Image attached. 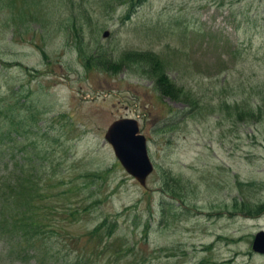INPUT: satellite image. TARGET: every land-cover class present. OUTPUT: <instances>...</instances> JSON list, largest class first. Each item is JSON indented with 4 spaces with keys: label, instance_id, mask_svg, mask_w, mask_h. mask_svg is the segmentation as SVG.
<instances>
[{
    "label": "rangeland",
    "instance_id": "374dc122",
    "mask_svg": "<svg viewBox=\"0 0 264 264\" xmlns=\"http://www.w3.org/2000/svg\"><path fill=\"white\" fill-rule=\"evenodd\" d=\"M129 51L155 53L200 107L162 96L143 73L152 57L126 61ZM263 94L264 0H0V106L13 104L19 127L64 158L60 187L36 204L37 241L67 261L264 264L251 250L264 230V211L253 212L264 203V123L234 108ZM125 116L149 141L145 186L104 139ZM107 219L112 236L87 233ZM5 246L0 264H22Z\"/></svg>",
    "mask_w": 264,
    "mask_h": 264
},
{
    "label": "trees",
    "instance_id": "16d2710c",
    "mask_svg": "<svg viewBox=\"0 0 264 264\" xmlns=\"http://www.w3.org/2000/svg\"><path fill=\"white\" fill-rule=\"evenodd\" d=\"M100 53L96 54L97 56L93 55L95 63L101 64L103 68L107 67L109 60L106 59L103 52ZM147 56L152 57L153 60L151 61L152 64L148 65V69L143 73H145L146 76L154 78L155 86L162 94L168 95L174 99L188 101L191 111L200 107L198 102L199 100L196 97H189V94L185 93L181 86L174 83V81L169 77L163 62L156 55L145 52L129 51V53L125 54L123 57L126 61H132L142 59V57L146 58ZM110 65L111 67H114V64L110 63ZM254 101L255 102H252L250 99L242 97L237 101L234 108L238 110L242 121H262L264 123V94L259 98V100ZM8 105L9 106H0V134L2 136L8 135L10 137L23 136L25 134L24 130L19 127L20 123H16L21 119L18 118L17 115H14L12 105L10 103H8ZM26 146L30 149L27 151L25 149L24 151L21 149L22 158L17 161V163H19L17 168L19 176L14 178L16 179V182L10 183V178L8 180L7 177L4 180H0V227L8 233L9 237H12L11 240H15L14 243H24V247L29 249L34 245L31 244L33 237L32 234L41 229L40 221H37L34 218V215L38 216L37 209L39 207H35L34 204L42 197V194L40 193L42 190V183H50L52 181L50 179H53V177L57 174L54 172L45 173L43 170L42 175H37V171H39L40 168L36 158L33 159V156L36 155L35 152H37L35 139L32 138L31 144L27 143ZM98 176V173H93V178L95 180L98 179ZM167 178L174 179L170 176ZM6 184L7 186L4 188ZM55 186H58V184ZM4 189L6 191L5 193ZM60 196H64L63 198H66L67 194L63 193ZM257 206L258 207H256L253 212L257 214L262 213L264 211V203L258 204ZM20 207L25 209H19ZM166 209L168 208L163 209V213L167 211ZM84 211L85 208L79 210L75 209L71 211L69 215L70 217L74 216L76 218ZM116 227L117 225L115 221L107 219L101 221L94 229L87 233L105 229L107 231V236L110 237L114 234ZM10 243L12 244V242ZM26 243L28 244L27 247ZM66 264H91V261L86 260L85 258H78L72 260L71 263Z\"/></svg>",
    "mask_w": 264,
    "mask_h": 264
},
{
    "label": "water",
    "instance_id": "95a60500",
    "mask_svg": "<svg viewBox=\"0 0 264 264\" xmlns=\"http://www.w3.org/2000/svg\"><path fill=\"white\" fill-rule=\"evenodd\" d=\"M105 137L113 145L125 168L144 183L151 165L145 155L144 137L139 134L136 121L128 118L114 121L108 127ZM252 248L264 252V232H259L255 236Z\"/></svg>",
    "mask_w": 264,
    "mask_h": 264
}]
</instances>
